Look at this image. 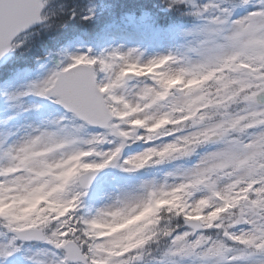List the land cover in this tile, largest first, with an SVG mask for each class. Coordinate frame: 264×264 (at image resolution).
<instances>
[{
    "label": "snow or ice",
    "instance_id": "snow-or-ice-1",
    "mask_svg": "<svg viewBox=\"0 0 264 264\" xmlns=\"http://www.w3.org/2000/svg\"><path fill=\"white\" fill-rule=\"evenodd\" d=\"M163 4L173 47L37 52L116 6L0 0V264H264V0Z\"/></svg>",
    "mask_w": 264,
    "mask_h": 264
},
{
    "label": "trees",
    "instance_id": "trees-1",
    "mask_svg": "<svg viewBox=\"0 0 264 264\" xmlns=\"http://www.w3.org/2000/svg\"><path fill=\"white\" fill-rule=\"evenodd\" d=\"M65 2L75 5L84 2V0H53L54 5ZM95 2L97 4H112L116 7L112 12L107 10L100 12L98 10L93 23L70 24L64 29L42 34L37 42V49L35 51L39 52L45 46L56 48L64 45L69 39L78 35L83 36L82 38L87 41L94 38V36H98V33L103 31L105 25H111L113 22L130 32L133 30H140L142 32L152 30L154 32V28H168L170 25L188 24L187 21H182L178 18L175 13L167 11L164 8L163 0H95ZM144 12H148L151 17V27L139 19ZM129 16H134L136 19L130 20L128 19ZM92 40L98 41V38ZM15 56L18 57L19 54L17 53ZM19 62L20 60L14 59V61H10L6 68L0 69V80L7 73L6 69L15 68Z\"/></svg>",
    "mask_w": 264,
    "mask_h": 264
},
{
    "label": "rangeland",
    "instance_id": "rangeland-1",
    "mask_svg": "<svg viewBox=\"0 0 264 264\" xmlns=\"http://www.w3.org/2000/svg\"><path fill=\"white\" fill-rule=\"evenodd\" d=\"M185 27H180V28H176V35L174 38H168L165 37L163 35H157L156 39L154 38H148V37H143L140 35H134V36H130L131 39L126 40L125 37H129V35L127 33H117V38L112 41V40H106L104 45L102 47H114V46H118L120 44H125L127 43L129 46H136V47H140L141 45L145 46V50H154V51H162L166 48L169 47H173L176 43H178L180 41V37H179V32L183 31ZM162 44V46H161ZM73 47H84V45L76 40L73 43ZM88 47V46H86ZM30 103H35V104H39V100L38 99H30L29 101ZM37 111H41V112H45L46 110L41 107L39 109L33 108L31 109V111L29 113H25L26 116H31L33 113L37 112ZM17 122V121H12L10 123L12 124H16V123H21Z\"/></svg>",
    "mask_w": 264,
    "mask_h": 264
},
{
    "label": "water",
    "instance_id": "water-1",
    "mask_svg": "<svg viewBox=\"0 0 264 264\" xmlns=\"http://www.w3.org/2000/svg\"><path fill=\"white\" fill-rule=\"evenodd\" d=\"M3 64H5V63H3V62H0V66H1V65H3Z\"/></svg>",
    "mask_w": 264,
    "mask_h": 264
}]
</instances>
